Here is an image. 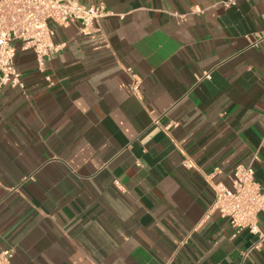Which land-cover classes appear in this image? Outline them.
Segmentation results:
<instances>
[{
    "label": "crops",
    "instance_id": "0c3cea01",
    "mask_svg": "<svg viewBox=\"0 0 264 264\" xmlns=\"http://www.w3.org/2000/svg\"><path fill=\"white\" fill-rule=\"evenodd\" d=\"M223 1L83 0L110 14L104 39L49 23L61 48L43 70L13 42L24 88H0L9 264H264V244L243 256L256 236L207 217L212 183L254 154L264 192V39L249 43L264 0Z\"/></svg>",
    "mask_w": 264,
    "mask_h": 264
},
{
    "label": "built area",
    "instance_id": "2783aa9c",
    "mask_svg": "<svg viewBox=\"0 0 264 264\" xmlns=\"http://www.w3.org/2000/svg\"><path fill=\"white\" fill-rule=\"evenodd\" d=\"M83 0H0V88L23 89L21 74L16 69L13 42H21L24 50H32L35 54L36 64L43 70L45 62L59 51L61 45H53L51 37L53 31L49 23L63 27L71 23L79 25V32L83 36L95 39H104L99 21L108 17L102 3L85 7ZM237 0L221 2L229 8ZM182 18V17H180ZM264 39V31L252 34L249 43L251 46ZM124 72L130 78L128 90L131 95L140 94L141 81L133 71L127 67ZM206 79L210 78L205 73ZM47 81L49 78L46 77ZM257 154L247 165L237 166L228 178V184L213 182L214 201L209 208L210 213H217L222 218L229 220L232 228L237 231L246 230L256 236V240L244 253V258L253 250H258L264 244V232L258 224V214L264 210V192L255 181L254 163L258 161ZM184 166L190 168V162L185 161ZM13 251L0 252V264H9Z\"/></svg>",
    "mask_w": 264,
    "mask_h": 264
}]
</instances>
